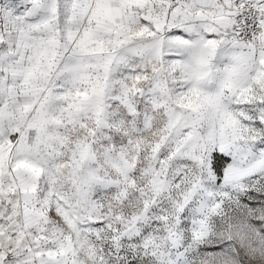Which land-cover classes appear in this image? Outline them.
I'll return each instance as SVG.
<instances>
[{
    "label": "snow or ice",
    "instance_id": "obj_1",
    "mask_svg": "<svg viewBox=\"0 0 264 264\" xmlns=\"http://www.w3.org/2000/svg\"><path fill=\"white\" fill-rule=\"evenodd\" d=\"M0 264H264V0H0Z\"/></svg>",
    "mask_w": 264,
    "mask_h": 264
}]
</instances>
